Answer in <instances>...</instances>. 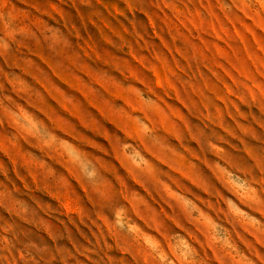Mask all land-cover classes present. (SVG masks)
Wrapping results in <instances>:
<instances>
[{
    "label": "rangeland",
    "instance_id": "374dc122",
    "mask_svg": "<svg viewBox=\"0 0 264 264\" xmlns=\"http://www.w3.org/2000/svg\"><path fill=\"white\" fill-rule=\"evenodd\" d=\"M0 264H264V0H0Z\"/></svg>",
    "mask_w": 264,
    "mask_h": 264
}]
</instances>
